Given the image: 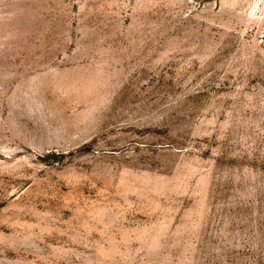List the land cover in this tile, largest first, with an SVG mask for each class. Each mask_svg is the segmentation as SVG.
Segmentation results:
<instances>
[{
    "label": "rangeland",
    "instance_id": "rangeland-1",
    "mask_svg": "<svg viewBox=\"0 0 264 264\" xmlns=\"http://www.w3.org/2000/svg\"><path fill=\"white\" fill-rule=\"evenodd\" d=\"M0 264H264V0H0Z\"/></svg>",
    "mask_w": 264,
    "mask_h": 264
}]
</instances>
